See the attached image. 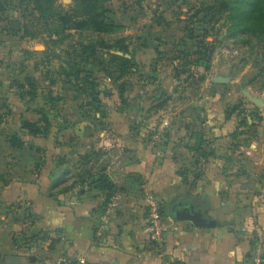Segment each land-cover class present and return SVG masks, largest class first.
Here are the masks:
<instances>
[{"label": "crops", "instance_id": "0c3cea01", "mask_svg": "<svg viewBox=\"0 0 264 264\" xmlns=\"http://www.w3.org/2000/svg\"><path fill=\"white\" fill-rule=\"evenodd\" d=\"M217 93L191 111L162 110L164 117L150 131L135 133L125 125L124 142L120 134L104 137L100 148H122V156L57 161L58 156H30L26 142L16 148L10 134H0L11 154L0 156V264H59L64 255L112 264H253L257 249L264 250V128L257 121L264 98L251 94L263 100L258 106L243 90L251 102L243 110L229 102L212 104ZM10 98V92H0L3 104ZM18 116L20 123L40 121ZM82 116L77 125L87 123ZM2 118L0 105L4 130L8 123ZM101 176L121 191L102 239L94 231L105 198L95 188ZM151 198L159 200L169 225L161 243L150 241L144 230ZM185 204L215 225L176 220L175 211Z\"/></svg>", "mask_w": 264, "mask_h": 264}, {"label": "rangeland", "instance_id": "374dc122", "mask_svg": "<svg viewBox=\"0 0 264 264\" xmlns=\"http://www.w3.org/2000/svg\"><path fill=\"white\" fill-rule=\"evenodd\" d=\"M225 1L231 9L223 15L215 10L193 17L196 10L215 0H107L110 19L122 25L120 29L101 35L68 29L57 37L50 35L53 27L39 18L32 5H22L21 0H1L0 92H10L11 98L10 102H0L8 123L0 134L19 132L27 143L24 151L30 156H58L57 161L63 156H122V148L101 149L105 146L103 138L120 134L124 142L125 127L135 133L141 128H153L164 117L162 110L174 107L191 111L204 106L214 92L219 93L210 97L212 104L229 102L245 110L251 102L243 90L264 98V28L248 19L243 23L250 30H236L240 9H248L250 0ZM57 4L68 8L75 0H60ZM102 40L108 44L123 40L128 44L131 53L127 55H133L135 67L121 78L114 66L108 67L109 72L97 64L87 66L99 81L102 104L98 107L79 95L76 83L61 67L77 59L81 44ZM111 51L123 55L122 51L109 49L98 55L107 63ZM26 76H34L35 89L31 90L27 81L24 88H18ZM216 76L227 81L220 84ZM260 108L257 121L264 128V104ZM13 109L15 114L11 113ZM21 113L22 117L39 118L43 128L47 116L51 127L37 136L22 131L18 118ZM82 114L88 121L77 125ZM247 114L241 115L244 121ZM154 115L157 117L151 121ZM77 133L79 140L75 143ZM5 142L8 141L0 142V156H11ZM87 142L91 145L87 146Z\"/></svg>", "mask_w": 264, "mask_h": 264}, {"label": "trees", "instance_id": "16d2710c", "mask_svg": "<svg viewBox=\"0 0 264 264\" xmlns=\"http://www.w3.org/2000/svg\"><path fill=\"white\" fill-rule=\"evenodd\" d=\"M59 1L60 0H21V4L27 3L28 6L32 5L33 11L38 13L39 18L53 27L50 35H56L57 37L65 35L68 29L77 32L90 31L94 34L101 35L113 33L115 30L122 27V25L110 19L109 8L106 6L107 0H75V4L68 8L59 7L60 5L57 4ZM229 8L231 9L228 1L215 0L214 4L202 6L199 10H196V12L193 13V17L199 16L205 11L211 13V11L213 12L215 10L223 15ZM25 11H27L26 8ZM229 16H231V14H229ZM248 19H254L259 27L261 25L264 28V0H250L248 9H240L238 21L235 22L236 27L234 26L235 29L243 28L250 30L251 28L243 23ZM260 20L262 21L261 23L259 22ZM104 49L122 51L123 55L111 51L109 52V60L105 63L104 58L98 55L100 51ZM130 53L131 51L128 44H125L123 40H117L113 44H108L103 40L101 42H89L81 44L80 51L77 52L76 61L70 59L66 62V66H62L61 69L68 78H71L72 81L76 83L80 94L87 99V103L91 101V103H95L98 106L102 104L99 81L96 80L97 78H95L93 72L90 71L87 66L97 64L103 71L107 70L108 72L110 71L108 67L114 66L117 68L119 76L124 78L129 75L135 67L133 55L131 57L125 56V54ZM33 77L34 76H26L25 82H20L19 86L24 88L27 81V85L30 89H35L36 83ZM31 90L29 94L34 97V92ZM44 120L46 122L45 128L39 126L38 123L27 120L21 123V128L35 136L44 134L47 132L48 127H51V122L47 116H45ZM9 141L11 145L16 148L25 146V141L21 138L19 132L12 133L9 136ZM95 188L102 191L106 196V200L103 201V205L99 208L100 211L103 210L109 197L117 188L104 176L96 180ZM94 231L96 233V228Z\"/></svg>", "mask_w": 264, "mask_h": 264}, {"label": "built area", "instance_id": "2783aa9c", "mask_svg": "<svg viewBox=\"0 0 264 264\" xmlns=\"http://www.w3.org/2000/svg\"><path fill=\"white\" fill-rule=\"evenodd\" d=\"M105 195V194H104ZM121 197V191L115 190L108 201L103 207V210L99 211V218L95 223L96 236L100 239L104 237V233L109 229L110 218L114 212V208L117 206ZM106 200V196L104 198ZM103 200V201H104ZM103 205V202H102ZM101 205V206H102ZM150 212L148 215L147 223L144 230L150 241L161 243L163 241L164 234L169 229L168 223L165 221L161 204L159 200L151 198L150 200ZM253 264H264V250L257 249L256 254L253 255ZM59 264H112L104 262H93L81 255H64L59 261Z\"/></svg>", "mask_w": 264, "mask_h": 264}, {"label": "water", "instance_id": "95a60500", "mask_svg": "<svg viewBox=\"0 0 264 264\" xmlns=\"http://www.w3.org/2000/svg\"><path fill=\"white\" fill-rule=\"evenodd\" d=\"M215 80L223 83L227 81V78L218 76ZM246 95L256 105L261 106L263 104V100L259 96H252L247 91ZM174 215L178 221L189 220L199 227H210L215 225L213 220L205 218L203 213L195 210L191 204H185L181 209L176 210Z\"/></svg>", "mask_w": 264, "mask_h": 264}]
</instances>
